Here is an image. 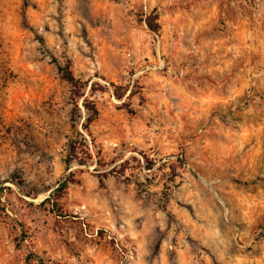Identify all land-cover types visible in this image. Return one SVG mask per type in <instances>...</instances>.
Instances as JSON below:
<instances>
[{"label": "rangeland", "instance_id": "374dc122", "mask_svg": "<svg viewBox=\"0 0 264 264\" xmlns=\"http://www.w3.org/2000/svg\"><path fill=\"white\" fill-rule=\"evenodd\" d=\"M39 261L264 264V0H0V264Z\"/></svg>", "mask_w": 264, "mask_h": 264}, {"label": "trees", "instance_id": "16d2710c", "mask_svg": "<svg viewBox=\"0 0 264 264\" xmlns=\"http://www.w3.org/2000/svg\"><path fill=\"white\" fill-rule=\"evenodd\" d=\"M58 70L60 71V73L63 75V77L65 79H67L68 81H70L74 86H77L79 84V80H75L71 74L70 71H68V69L66 67H62L60 65H58ZM86 108L89 110V111H93L94 115H97V110L95 108H90V106H86ZM92 119V116H90L88 118V121L90 122ZM85 129H87V127H85ZM84 142H86L84 140ZM79 143L77 141H71V144H70V153L72 155H77L78 154V150L81 149L82 151V148L80 147H77ZM84 147L87 148L86 145H84ZM71 165V162H69V160L67 161V167L69 168V166ZM68 187V182H64L62 183L58 188L54 189L50 194L49 196L44 200L45 202L46 201H50L52 198H55L56 200H59L62 195H63V191ZM33 259V257L31 258H28V262ZM39 264H42V261H39Z\"/></svg>", "mask_w": 264, "mask_h": 264}]
</instances>
